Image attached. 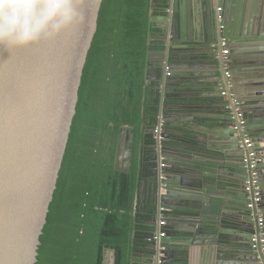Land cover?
Listing matches in <instances>:
<instances>
[{
  "label": "water",
  "instance_id": "1",
  "mask_svg": "<svg viewBox=\"0 0 264 264\" xmlns=\"http://www.w3.org/2000/svg\"><path fill=\"white\" fill-rule=\"evenodd\" d=\"M102 1L0 0V264L37 263ZM205 1L210 4L212 0ZM217 4L224 11L211 16L209 41L217 53L221 39L231 47L235 85L230 94L241 103L245 128L239 129L238 118L222 97L220 119L225 122L209 120L207 124L219 128L210 132L240 159L235 168L241 180L235 188L244 191L250 176L243 163L247 152L243 138L248 136L257 160L260 201L248 208L254 194L245 191L238 201L244 204L246 220L236 222L234 228L218 224L228 206L210 201L219 186L216 176L178 162L169 155H183L164 148L163 161L156 153L157 177L151 193L156 208L168 210L167 221L177 219L189 224V229L163 227L165 237L154 244L149 264H264V228L257 223L258 211L264 208V0H217ZM158 22L168 19L152 18V23ZM215 23L221 26L218 32ZM181 31L172 43L183 46L188 40ZM169 54L166 48L160 52L163 67H169ZM214 69L221 81L216 62ZM156 70L147 67V82L159 80ZM161 92L168 94L165 89ZM131 144V129L123 128L117 139L115 171L130 173ZM160 164L164 167L158 169ZM157 220L156 216L155 228ZM172 243L177 244L170 251ZM184 244L189 248L177 246ZM104 264H114V250L105 252Z\"/></svg>",
  "mask_w": 264,
  "mask_h": 264
},
{
  "label": "trees",
  "instance_id": "2",
  "mask_svg": "<svg viewBox=\"0 0 264 264\" xmlns=\"http://www.w3.org/2000/svg\"><path fill=\"white\" fill-rule=\"evenodd\" d=\"M167 8L166 0L102 1L36 264H104L108 249L114 264H130L134 253L145 255L147 264L153 258L152 130L161 106L164 118L176 101L161 94V69L159 80L147 82V67L149 52L165 50L164 41L150 36L152 18ZM123 128L132 135L129 174L113 168ZM163 130L170 136L164 148L192 137L168 125Z\"/></svg>",
  "mask_w": 264,
  "mask_h": 264
},
{
  "label": "crops",
  "instance_id": "3",
  "mask_svg": "<svg viewBox=\"0 0 264 264\" xmlns=\"http://www.w3.org/2000/svg\"><path fill=\"white\" fill-rule=\"evenodd\" d=\"M166 2L168 8L156 17L167 18L168 22L153 23L156 31L150 36V41L165 43L166 36L170 34L173 39L176 38L180 28L188 41L182 46L172 43L171 38L172 56L169 54L167 57V65L171 67L169 68L171 79L166 83L165 90L176 103L167 107L168 114L163 118V128L168 125L192 136L189 141L182 140L183 142L179 141L167 147L183 156L172 154L169 156L180 163L196 166L205 173L216 176L219 186L210 201L215 200L228 206L218 224L224 223L234 228L237 227L236 222L246 220L244 204L238 201V196L243 200L245 191L235 188V183L241 180L235 168L240 159L235 157L233 152L224 149L223 140L214 132H210L211 128L212 130L219 128L209 127L207 124L209 120L214 124L225 122L220 119L224 115L220 94L217 93L221 86L214 69L215 62L219 64V53L211 48L209 41L212 29L210 18L223 13L224 9L217 4V0H212L210 4L205 0H166ZM218 8L221 9L220 12L217 11ZM214 28L218 30L216 23ZM228 49L231 52L230 46ZM151 53L153 55L148 56L149 64L154 69H161L160 52L151 51ZM231 63L230 59L232 68ZM233 82L235 85L234 78ZM260 213L264 219V208ZM166 226L169 230L175 231L189 229V224L179 222L177 219H169ZM179 234L184 236V233ZM219 237L221 240L225 239L224 235L220 234ZM176 244L170 245V251H173ZM177 246L189 248L188 244ZM146 261L145 255L134 253L130 264H147Z\"/></svg>",
  "mask_w": 264,
  "mask_h": 264
},
{
  "label": "built area",
  "instance_id": "4",
  "mask_svg": "<svg viewBox=\"0 0 264 264\" xmlns=\"http://www.w3.org/2000/svg\"><path fill=\"white\" fill-rule=\"evenodd\" d=\"M218 12L221 11L220 8L217 9ZM218 30H221V26L218 25ZM171 35L168 34L166 36V42H165V48L166 51H168L170 49L171 46ZM219 48H220V52H219V56H218V61H219V65H220V69L222 72V80L220 81V97L226 99V101L228 102L226 105L227 109H230L232 111V113L234 114V116L236 118H238V127L239 129L243 130L245 128V121H243L241 119V103L234 98V96L232 94H230L231 89L234 86V82H233V73L230 67V57H229V49L227 47V41L225 39H221L219 42ZM161 71H162V79H161V91H163V89H165L166 86V80L167 78H169L170 76V71H169V67H167L166 65L163 67H161ZM162 96L164 95L163 92H161ZM163 100V97H162ZM158 123L157 125L154 127V129L152 130V134L155 140V151L156 153L159 155V161H163L165 159V156L162 154L163 151V135H164V130H163V117L162 114L158 117ZM234 129H236V127H233ZM243 145L246 149V156L243 159V163L247 165V168L250 172V176H249V180L248 182H246V186H245V191L246 192H252L253 195V204L249 203L248 204V208H252L255 204H258L260 201L259 198V186H258V181H257V173L255 171L256 168V158H255V154L251 151L252 148V143L250 141V139L248 138V136L244 135L243 138ZM158 164V163H157ZM164 167V164H160V166L158 165V169ZM167 213L168 210L160 207L157 209V224H156V231L152 237L154 244H158L160 239L165 237V233L162 231L163 227H166L167 225ZM259 216H258V226L263 229L264 228V219L261 216L260 211H258Z\"/></svg>",
  "mask_w": 264,
  "mask_h": 264
}]
</instances>
